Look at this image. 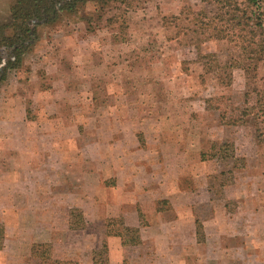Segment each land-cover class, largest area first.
Listing matches in <instances>:
<instances>
[{
	"label": "rangeland",
	"instance_id": "1",
	"mask_svg": "<svg viewBox=\"0 0 264 264\" xmlns=\"http://www.w3.org/2000/svg\"><path fill=\"white\" fill-rule=\"evenodd\" d=\"M10 3L0 0L3 23L9 19ZM200 11L212 16L215 6L202 0H126L108 6L87 2L76 13L63 14L57 22L37 29L38 40L24 57L23 67L9 71L0 85V119L9 113L7 106L17 104L22 112L20 97L35 102L25 110L29 119H34L36 85L44 86V101L50 100L48 91L54 89L62 103L49 109L50 119L56 116L64 121L54 127L42 123L41 130L54 131L61 144L71 135V126H77L88 141L83 155L94 165L109 151L113 143L110 138L132 130L127 125H133V114L141 119L151 114L156 117L157 112L161 117L167 112L177 116L170 120L167 116L160 123L148 119L141 122L143 132L149 134L159 125L171 151L165 155L150 153L155 146L152 141L150 147L133 155V161L125 159L120 172L136 176L120 191L110 185L104 188L92 175L94 171L84 180L82 171L68 169L67 163L78 164L84 159L66 153L61 145L62 165L54 172L57 185L53 193L35 199L32 186L33 182L39 185L36 175L26 185L17 184L15 190L28 200L21 204L25 211L17 220L7 212L9 203L0 198V217L10 228L12 242L0 250V264H179L199 252L193 249L194 236L182 231L186 229L183 219L189 211L197 222L209 217L208 193L224 196L223 188L231 184L248 194L244 208L249 212L245 220L244 213L232 222L221 218L218 227L236 231L245 225L250 241L255 240V232L264 236V213L259 212L264 201L255 199L264 197V125L259 126V135L244 98L254 88H263L264 61L252 79L234 67L239 54L235 45L224 40L195 45L199 36L186 30L185 15ZM3 56H7L6 51ZM121 77L128 99L135 101L133 109L129 105L123 108L125 124L115 122V108L104 105L107 101L114 104L113 83ZM91 98L95 101L92 107ZM77 104L80 113L68 108ZM139 132L136 136L143 147ZM168 198L173 199L174 206ZM35 207L42 209L41 218H33ZM17 222L20 228L15 234ZM0 224L4 226L2 221ZM171 225L177 233L170 231ZM197 230L200 243L204 241L200 226ZM243 236L223 234L221 240L226 246L238 247L243 245ZM215 252L207 257L217 260L220 255Z\"/></svg>",
	"mask_w": 264,
	"mask_h": 264
},
{
	"label": "crops",
	"instance_id": "2",
	"mask_svg": "<svg viewBox=\"0 0 264 264\" xmlns=\"http://www.w3.org/2000/svg\"><path fill=\"white\" fill-rule=\"evenodd\" d=\"M147 73L149 74V72ZM116 81V83H113V92H115L116 95L114 99L115 102L113 104L112 102L107 101L104 105L106 106V108L108 106H112L113 108H115L116 113L114 116H112L114 117L113 120L115 122L125 124L123 108L124 106L129 105L131 107L130 109H133L134 106L132 107L131 105L134 104L135 101L128 99V94L125 91L124 79L122 80L121 77ZM119 81L121 82L118 83ZM90 89L85 88L84 90L91 91ZM65 90L68 91L67 87L65 88ZM44 92V86H42L41 84H37L35 87V93L37 95L36 100L38 99V101H36L37 109L35 110V115L38 118L35 117L34 119H29V116L25 114L27 105H32L35 102H33V100H28L27 98L23 99L20 97V99H22V102H20L19 107L22 112H19L17 104L15 105V107L7 106L6 109L9 111V113H5L4 116H2L4 119H0V198H5V201L9 203L10 207L9 210L7 209V212L11 211V214L15 215L16 220L21 219L23 217L22 213H24L25 211L22 210L23 208L21 204L28 202L27 199H24L23 196L19 195L18 191L15 190V187L19 186L17 184L21 183L22 185L20 186L26 185L28 184L27 180L32 177V181H34V176L36 175L38 177L37 180L39 181V185L33 182V189L31 188L33 191L32 194L34 193L33 195L36 196L35 199H44V194L54 192V187H56L57 185L55 181L57 175L54 172L59 170V165H62L59 158L62 152L60 148L61 145H64L63 147H65L66 153H69L71 156L76 154V156H79V158L82 157L84 159L82 161L79 159L80 161L78 164L67 163L68 169L77 168L80 170V172L82 171L83 173L81 177H83L84 180L91 178L92 176L90 174H92V172L94 171L95 173H93L92 175L95 176L97 180L101 181L99 184L102 183L104 188L108 185L113 186V189H115V191H120L119 189L123 187L124 184H127L130 180H134L136 176L134 174L123 175L120 172V166H122V163L125 159H127L128 161L129 159H131V161H133V155L138 154L141 151L143 152L147 146L150 147L153 144L152 141H154L155 146L150 150V153L154 155H165L171 151L166 147L164 143L165 135L160 130L159 125L156 126V129L153 128V131H151L152 134H149L147 132H143L141 122L145 120L147 121L148 119L153 120L156 123H160L161 121H165L167 119V116H169V120L171 118H174L175 116H177V113L167 112L165 114L167 116L161 117V115L158 114L159 112H157L156 117L155 114H151L146 116L147 118L143 119H141L139 116L134 117L133 114V116H131L133 118H131L130 120V124L133 123V125H127L129 127L128 130L132 129L130 130L131 132L129 131V133L127 132V130L125 132L121 131L118 132L116 137L110 138L111 140H113V143L109 144V151H106L104 155L101 154L99 162L93 165L92 162L87 160L86 156L83 155L84 151L82 149L86 147L88 141L87 137L84 136L83 133H80V131H78L77 126H71V135L69 137H66L67 139H64V143L61 144L60 136L54 133V131L51 133H47L41 130V127H43L42 123H44V125L50 123V127H54L58 123H63L64 121V118H56V116L50 119V115L52 112L49 109L61 107L62 103L60 99H56V91L54 89H50L48 91V95L50 96L49 101L43 100V98L45 97ZM90 101L91 107L94 106V98H91ZM156 101L158 102L157 99ZM166 101L167 100H165V102ZM179 102L180 101L175 100V104L177 103L179 106H181ZM101 104L102 103L100 102L99 105L101 106ZM72 107L73 106H68V108H70L71 110H75L80 113V111L78 110L80 106L78 104L74 106V109ZM136 107H139V105H135V108ZM163 107L166 106L163 105ZM10 110H13V114H10ZM90 115L93 116L92 114ZM2 124L3 126H1ZM139 129L142 131V136L144 139L143 147L141 146L136 136L140 133ZM177 152H181L180 148L177 149ZM113 159H115L114 163H112ZM162 159L164 160V158ZM113 164H115V166H113ZM63 171H65V168L63 169ZM69 181L71 184L73 183L71 179ZM149 184L153 183L149 182ZM207 189L206 192L208 193L209 190ZM1 190L4 194H1ZM241 190L242 187L231 184L223 188V191L225 192L224 196L217 197L214 194L211 195L210 193H208L209 197L207 198V203H209L208 206L211 209V214L209 217L204 216L200 219L198 218V222L191 211L187 213L186 220L183 219L186 225V229L182 231L183 233L194 236L193 249L199 252L197 253V256H186L184 259H181L179 261V264H264V236H261V234L255 232V240L250 241V236L248 238L246 236V234H249L250 232L246 231L247 228L245 227V225H241V228L237 229L236 231L231 229L225 230L224 227H218V222L221 218L225 219L227 222H232L238 215L244 213L242 219L245 220V215L249 212L244 208V202H246V197L248 194L242 193ZM40 194L43 195L40 196ZM54 194L55 196H62L57 193ZM86 199L87 197H84V203L82 202L83 204L86 203ZM255 199L257 202L264 201V197L262 198L261 196H255ZM32 200L33 199H31V201ZM168 200L171 206H174L172 203L173 199L168 198ZM131 201L135 203L141 202L138 199H132ZM229 202H231L232 205H228L227 207V203ZM102 205L103 201H101V206ZM189 205L192 204L190 203ZM105 206H108V204L106 203ZM231 208H233V210H231ZM263 209L264 206H260L259 212L264 213ZM41 215H44L42 209H39V207H35V209L32 211L33 218H41ZM0 221L4 223V249L12 243L10 241L11 233H9L10 228H8V225L3 217H0ZM199 226L201 228V234H203L204 239V241L201 240L200 243L197 240V236L199 235V231L197 230V228ZM15 228L16 230L14 231V233L16 234L17 230L20 228L19 222H17ZM49 229L52 232L51 226L49 227ZM169 229L170 231H172V233H177L178 231L177 228L173 225H171ZM223 234L231 235L233 237L237 235H244L243 237H240L243 245H239L238 247H235V245L226 246L221 240V236ZM16 241L14 237V242ZM214 241H218V244L215 245ZM184 250L187 251V248H185ZM214 251H216V254L220 255L217 260H214L212 257H207L208 253H213ZM248 251L250 252V254L248 253ZM252 254H256V257ZM229 255L230 257L231 255H233V260L227 259ZM236 256H238V258H236Z\"/></svg>",
	"mask_w": 264,
	"mask_h": 264
},
{
	"label": "trees",
	"instance_id": "3",
	"mask_svg": "<svg viewBox=\"0 0 264 264\" xmlns=\"http://www.w3.org/2000/svg\"><path fill=\"white\" fill-rule=\"evenodd\" d=\"M215 6V13L204 11L185 15L186 30L198 35L195 45L211 40H224L238 48L234 67L252 79L264 61V0H202ZM87 2L102 6L124 4L126 0H11L9 19L0 21V85L9 71L22 67L23 57L30 53L38 37L37 29L50 25L63 14H74ZM184 14V13H182ZM193 27V28H191ZM3 51L7 56L4 58ZM263 88L245 93L247 112L256 122V132L264 125ZM4 227L0 224V250L3 248Z\"/></svg>",
	"mask_w": 264,
	"mask_h": 264
}]
</instances>
